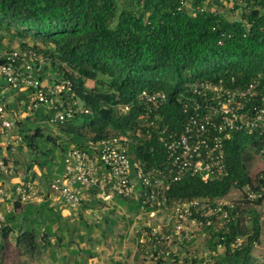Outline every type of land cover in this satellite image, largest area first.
I'll use <instances>...</instances> for the list:
<instances>
[{"label":"trees","instance_id":"16d2710c","mask_svg":"<svg viewBox=\"0 0 264 264\" xmlns=\"http://www.w3.org/2000/svg\"><path fill=\"white\" fill-rule=\"evenodd\" d=\"M227 3H232L229 12H223ZM6 36L16 38L21 48L41 54L44 62L38 77L68 80L74 96L87 108V112L77 111L57 123L55 135L48 131L41 109L18 123L29 157L45 169L47 178L61 173L63 155L70 146L135 130L146 108L138 99L143 90L163 91L166 100L151 113L158 128L150 137H138L130 153L155 165L164 157L157 131L166 127L167 132H179L193 103L202 102L201 94L192 92L194 85L210 82L242 88L252 81L264 82V0H0V49L5 47ZM48 69L53 71L52 77L47 76ZM121 105H128V110L120 111ZM260 146L256 136L231 131L224 140L227 173L205 182L187 175L170 185L168 197L203 198L214 204L232 189L243 190L246 185L258 189L264 185V169L252 176L248 165ZM243 200L248 202L245 196ZM261 200L264 193L257 199ZM115 201L128 214L140 213L137 199L115 197ZM232 203L226 221L216 230L205 228L207 248L216 251L212 264H264L252 254L260 235L257 212L242 208L237 201ZM105 204L82 201L77 208L78 222L72 225L48 200L24 204L18 212L6 215L0 250L14 232L15 247L26 259H39L45 249L55 257L59 247L83 264L84 257L76 256H92L91 251L70 245L74 238L84 240L78 225L85 234L100 228L97 221L87 222L83 212ZM103 217L110 228L114 220ZM237 237L242 241L232 247ZM183 259L186 264L198 262L196 257ZM162 263L164 259L155 262Z\"/></svg>","mask_w":264,"mask_h":264},{"label":"built area","instance_id":"2783aa9c","mask_svg":"<svg viewBox=\"0 0 264 264\" xmlns=\"http://www.w3.org/2000/svg\"><path fill=\"white\" fill-rule=\"evenodd\" d=\"M43 62L44 57L32 48L0 49V231L7 226L6 215L15 212V202L22 207L48 200L62 211L73 212L87 199L108 204L115 197H129L139 200V215L149 218L137 240L142 254L155 262L169 259L186 264L176 248L168 247L186 245L194 231L207 238L205 228L216 230L214 218L226 221L227 208L234 205L228 201L212 204L203 198L172 200L167 195L169 187L187 175L204 182L225 175L224 140L231 131L256 136L261 141L257 153L264 157V82L252 81L242 88L210 82L194 85L192 92L200 93L202 102L193 103L179 132H167L166 127L157 131L164 157L155 165L130 153L138 137H150L158 128L151 113L166 100L163 91L143 90L138 99L146 108L135 130L70 146L63 155L61 173L47 178L45 169L29 157L18 123L41 109L46 123L54 126L87 108L74 96L68 80L38 77ZM128 107L119 109L124 112ZM243 191L245 200L254 201L262 198L264 185L256 190L246 185ZM160 212L166 213L167 222H151ZM241 241L237 237L232 247ZM217 250H222L221 244ZM215 253L208 250L204 263H210Z\"/></svg>","mask_w":264,"mask_h":264},{"label":"rangeland","instance_id":"374dc122","mask_svg":"<svg viewBox=\"0 0 264 264\" xmlns=\"http://www.w3.org/2000/svg\"><path fill=\"white\" fill-rule=\"evenodd\" d=\"M232 3H227L222 8L223 12H229L228 8ZM18 45L16 38L9 39L8 36L4 38L2 46L13 48ZM5 47H1L4 49ZM52 70H47V76L52 77ZM88 85L92 84V81H87ZM42 125H46L42 123ZM47 126V125H46ZM52 135L58 133L56 125L49 126V130ZM62 166V165H59ZM264 169V157L259 153H255L252 160L248 165L249 173L254 176L256 173ZM244 191L241 189H232L227 195L214 201H237L239 205L248 210L253 209L257 212L260 223V235L259 242H257L252 250V254L259 262L264 261V200L258 202L257 200L245 202L243 200ZM90 209V208H89ZM19 211V210H18ZM24 211V210H23ZM22 211V212H23ZM64 216L67 218L66 221L70 225L78 222V211L77 209L73 212L63 211ZM248 216V214H246ZM103 216H108L114 220V223L107 228V224L103 222ZM83 217L87 222H99L100 228L93 227L87 234L85 229L78 225V230L84 235V240L79 241L74 238V241L70 247H82L88 248L92 256L86 254H80L76 256V259L84 257L83 264H155V261L145 257L144 254L139 253L137 247L138 232L145 229L148 217L146 214L131 215L125 212L124 208L117 204L115 198L112 202L99 205L94 207L91 211L83 212ZM168 218L166 213H158L156 217L151 220L153 223H165ZM223 218L216 216L214 218L215 226H220L223 223ZM107 225V226H106ZM71 227V226H70ZM192 240L184 246H170L169 249H175L176 253L181 257H196L198 262L196 264H205L204 259L208 256L206 253L207 238H202L199 231H194ZM1 240V239H0ZM55 257H52L50 251L45 249L39 259L30 260L20 255L14 244V232L10 233L4 241V246L0 250V264H77L73 261L74 257L64 248L56 247ZM221 251V250H220ZM65 255V258L62 256ZM214 258L211 257L213 263ZM174 262L169 259H165L162 264H173Z\"/></svg>","mask_w":264,"mask_h":264},{"label":"water","instance_id":"95a60500","mask_svg":"<svg viewBox=\"0 0 264 264\" xmlns=\"http://www.w3.org/2000/svg\"><path fill=\"white\" fill-rule=\"evenodd\" d=\"M14 208H15V212H18V210L21 209V203L15 202Z\"/></svg>","mask_w":264,"mask_h":264}]
</instances>
